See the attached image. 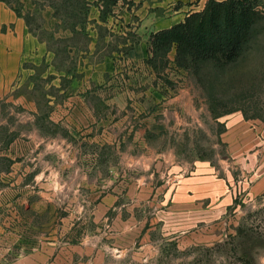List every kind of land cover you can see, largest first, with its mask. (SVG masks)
I'll return each mask as SVG.
<instances>
[{
	"label": "rangeland",
	"instance_id": "374dc122",
	"mask_svg": "<svg viewBox=\"0 0 264 264\" xmlns=\"http://www.w3.org/2000/svg\"><path fill=\"white\" fill-rule=\"evenodd\" d=\"M7 1L45 51L0 91V264H264V193L234 171L226 208L191 191L199 162L223 168L225 116L264 125V21L237 62L194 74L174 51L145 63L179 2ZM168 150L176 174L143 159Z\"/></svg>",
	"mask_w": 264,
	"mask_h": 264
},
{
	"label": "crops",
	"instance_id": "0c3cea01",
	"mask_svg": "<svg viewBox=\"0 0 264 264\" xmlns=\"http://www.w3.org/2000/svg\"><path fill=\"white\" fill-rule=\"evenodd\" d=\"M137 1L142 2L143 0ZM170 1L180 3V7L175 12L182 16L175 23L178 24L189 14L188 11L186 12V6L184 5L193 0ZM200 1L205 6L206 0ZM136 17L139 16L119 14L118 19L126 22L128 25V23L132 24L135 22ZM144 17L146 15L141 16V18ZM167 28L169 27L159 30ZM154 32L152 31L150 33ZM44 51V46L28 32L24 21L8 5L0 1V91L8 89L13 85L22 64L28 58L42 55ZM138 109L140 112H143V108L139 107ZM223 124V130L219 135L220 142L224 145L226 154L225 159H221L220 161V165L223 168L217 171V173L212 169L208 176H204L202 172L203 163L199 162L197 169L201 171H198L197 178L193 182L195 186H192L194 189L191 190L195 193H203V191H207L208 184H210L212 194L209 197H217L218 199L221 196L224 197L221 206L222 209L229 206L232 200L231 191L233 187L231 171L241 175L238 187L244 189L247 196L256 197L264 193V125L256 121L245 120L242 114L237 113L225 116ZM143 159L147 161L160 160L159 164H166L170 168L171 173L176 171L178 169L177 165H179V162L176 161V155L171 150L160 154L157 153L148 159ZM204 184L206 185L204 186ZM194 220L195 222L193 223L191 221V224L201 223L196 219ZM185 229H187V226H185ZM20 263L21 261L19 260Z\"/></svg>",
	"mask_w": 264,
	"mask_h": 264
},
{
	"label": "trees",
	"instance_id": "16d2710c",
	"mask_svg": "<svg viewBox=\"0 0 264 264\" xmlns=\"http://www.w3.org/2000/svg\"><path fill=\"white\" fill-rule=\"evenodd\" d=\"M0 1L8 5L7 0ZM263 21L264 0H206L201 11L151 34L145 63L153 70H163L169 64V53L174 51L173 64L178 69L194 74L205 65L223 69L243 56L255 28ZM241 112L244 119H254Z\"/></svg>",
	"mask_w": 264,
	"mask_h": 264
}]
</instances>
